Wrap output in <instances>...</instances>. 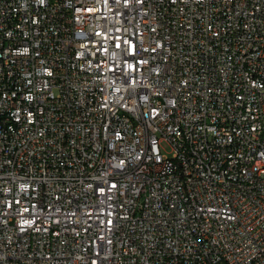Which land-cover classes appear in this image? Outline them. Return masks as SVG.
<instances>
[{"label":"built area","instance_id":"1","mask_svg":"<svg viewBox=\"0 0 264 264\" xmlns=\"http://www.w3.org/2000/svg\"><path fill=\"white\" fill-rule=\"evenodd\" d=\"M0 264H264V0H0Z\"/></svg>","mask_w":264,"mask_h":264}]
</instances>
